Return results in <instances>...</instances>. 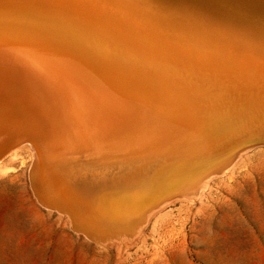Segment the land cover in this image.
Instances as JSON below:
<instances>
[{"label": "bare ground", "instance_id": "bare-ground-1", "mask_svg": "<svg viewBox=\"0 0 264 264\" xmlns=\"http://www.w3.org/2000/svg\"><path fill=\"white\" fill-rule=\"evenodd\" d=\"M243 7L253 12L249 5ZM207 13L188 0H0V78L20 81L16 89L24 97L40 96L43 76L63 80L68 75L82 84L75 90L84 91L85 97L87 93L95 98L111 97L128 88L126 104L117 108L118 141L113 150H106L114 165L77 170L87 182H91L89 176L99 172L101 176L92 179L93 195V191H84L80 200L75 196L68 202L75 228L104 229L108 237L122 230L135 232L139 214L173 195L183 194L187 201L199 198L216 170L232 164L255 143L264 142L263 20L254 16L253 24H244ZM236 14L245 15L242 11ZM143 128L147 133L134 134ZM125 139L135 141L125 143ZM172 143L177 144L168 148ZM6 147L0 141V164L20 149ZM159 147H167L163 157L136 162L137 156ZM44 193L52 207L56 191L51 188ZM79 218L89 225L74 221ZM99 239L110 241L107 236Z\"/></svg>", "mask_w": 264, "mask_h": 264}, {"label": "rangeland", "instance_id": "rangeland-1", "mask_svg": "<svg viewBox=\"0 0 264 264\" xmlns=\"http://www.w3.org/2000/svg\"><path fill=\"white\" fill-rule=\"evenodd\" d=\"M188 2L199 6L208 15L236 18L244 24H253L254 16H261L264 25V0ZM240 2L244 4L241 6ZM245 4L253 8L251 14L247 7H243ZM240 11L245 15L236 14ZM68 78V75L63 80L43 76L39 79V97L32 94L24 97L25 94L16 89L20 81L5 82L0 78V99H3L0 100V141L6 149H9L6 146L10 149L12 146L14 150L20 148L0 164V264H264V145L247 149L238 154L232 164L216 170L199 198L187 201L183 194L180 197L173 195L165 199V206L158 203L150 211L139 214L134 222L135 229L132 227L135 232L130 230L126 235L122 230L116 232L118 235L113 233L115 237H108V231L104 229L75 228L68 202H73L75 196L81 198L84 191H93V195L92 179L101 176L100 172L89 176L91 182H87L79 177L78 171L102 170L114 165L115 161L106 150H113L118 141L115 140L120 135L115 126L120 113L117 108L119 104H126L128 88L117 90L115 96L110 94L111 97L95 98L89 93L85 97L84 91L75 90L82 84ZM57 91H61L64 100ZM14 106L19 109L15 110ZM56 110L61 113L55 114ZM16 111L19 117L14 116ZM126 116L120 117L124 119ZM32 126L34 131L29 130ZM138 132L147 133V130L143 128L134 134ZM131 141L135 139H125L124 142ZM176 144L172 143L168 148L173 149ZM166 149L159 147L149 154L137 156L136 162L149 156L151 159L161 158ZM88 185L93 188H87ZM51 188L56 191V196H52L53 208L47 204L44 193ZM91 194L86 193V196ZM149 212L151 214L147 215ZM101 236H107L110 241H101Z\"/></svg>", "mask_w": 264, "mask_h": 264}, {"label": "water", "instance_id": "water-1", "mask_svg": "<svg viewBox=\"0 0 264 264\" xmlns=\"http://www.w3.org/2000/svg\"><path fill=\"white\" fill-rule=\"evenodd\" d=\"M258 145H264V142L255 143L253 146H251V148L254 147V146H258Z\"/></svg>", "mask_w": 264, "mask_h": 264}]
</instances>
